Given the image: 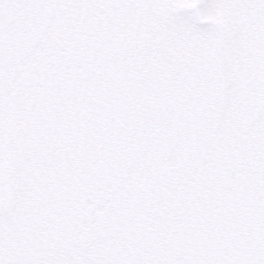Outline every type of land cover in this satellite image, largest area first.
Returning a JSON list of instances; mask_svg holds the SVG:
<instances>
[{
    "label": "snow or ice",
    "instance_id": "obj_1",
    "mask_svg": "<svg viewBox=\"0 0 264 264\" xmlns=\"http://www.w3.org/2000/svg\"><path fill=\"white\" fill-rule=\"evenodd\" d=\"M0 264H264V0H0Z\"/></svg>",
    "mask_w": 264,
    "mask_h": 264
}]
</instances>
